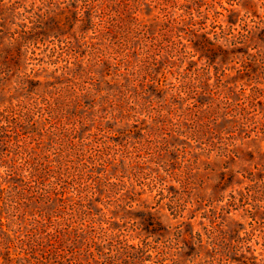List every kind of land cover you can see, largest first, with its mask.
Masks as SVG:
<instances>
[{
    "label": "rangeland",
    "instance_id": "obj_1",
    "mask_svg": "<svg viewBox=\"0 0 264 264\" xmlns=\"http://www.w3.org/2000/svg\"><path fill=\"white\" fill-rule=\"evenodd\" d=\"M148 33L154 82L94 66ZM119 84L145 99L122 122L106 114ZM66 149L97 177L78 219L130 246L107 264H264V0H0V176Z\"/></svg>",
    "mask_w": 264,
    "mask_h": 264
},
{
    "label": "trees",
    "instance_id": "obj_2",
    "mask_svg": "<svg viewBox=\"0 0 264 264\" xmlns=\"http://www.w3.org/2000/svg\"><path fill=\"white\" fill-rule=\"evenodd\" d=\"M166 13L169 24L173 25L174 20ZM160 36L148 33L139 37L141 42L136 45L130 41L110 42L103 48H96V54L92 56L94 66L101 65L107 75L113 70L116 79L126 73L134 81L141 77V81L154 82L151 67L165 51L159 42ZM104 59L112 60L114 65L107 64ZM80 79L74 78L78 81ZM87 79L99 82L98 73ZM85 83L82 82L86 86L85 95L91 98L92 107L100 108L96 85L93 84V88ZM106 94L110 97V110L106 114L118 122L136 116L138 104L145 100L142 95L132 94L123 84L111 88ZM166 100H154L158 104L157 114H162ZM216 101L223 105L231 104V99L225 96L218 95ZM212 103L191 102L186 109L199 115L206 109L214 108ZM127 104L135 106L128 108ZM130 111H133L132 116L129 115ZM179 117L184 119L185 114L180 113ZM215 117L212 116L211 120ZM196 121L193 119L192 122L197 124ZM9 133L13 132L7 131L5 136L9 137ZM71 158L66 149L60 151V158L56 161L47 162L38 158L35 161V158L30 160L26 156L21 165L5 164V172L0 176V264H107L115 257L113 252H117V248L130 247L118 237L111 238L102 227H95L93 220L84 217L78 219L82 201L94 194L97 177L79 171ZM10 178L16 182L9 184ZM68 193L71 196L68 197ZM117 261L118 258L114 264Z\"/></svg>",
    "mask_w": 264,
    "mask_h": 264
}]
</instances>
